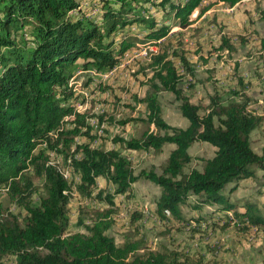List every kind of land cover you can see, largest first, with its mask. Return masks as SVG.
Segmentation results:
<instances>
[{
	"label": "trees",
	"instance_id": "1",
	"mask_svg": "<svg viewBox=\"0 0 264 264\" xmlns=\"http://www.w3.org/2000/svg\"><path fill=\"white\" fill-rule=\"evenodd\" d=\"M80 1L0 0V191L6 190L20 211L16 216L0 217V261L10 257L14 264H172L161 252L142 257L129 244L116 246L106 235L111 222L100 216L85 226L87 235H67L70 184L49 164L41 146L61 155L70 152L66 155L70 169L80 181L74 185L75 192L86 198L112 205L117 196L129 197L135 183L148 181L160 189L155 203L160 220L170 215L181 221L180 206L193 197L195 209L218 206L224 212L233 211L234 218H242L247 227H264L256 207L246 204L239 212L227 195L239 182L264 171V152L259 155L251 147V134L264 124V116L248 110V98L241 92H234L240 102L222 101L216 95L200 115V107L180 88L182 77L163 47L152 58L149 92L144 98L134 97L147 110L148 129L140 138L113 139L130 151H161L173 146L161 172L150 168L135 174L128 157L93 146L96 138L89 120L101 124L103 118L75 110L69 86L74 69L112 70L134 47L127 35L144 33L146 41L157 43L167 38L171 28L158 26L144 15L148 0H92L96 12L91 15L81 9ZM203 1L162 0V5L168 4L166 11L179 27L186 28ZM243 1L217 0L228 8ZM133 26L136 32L131 31ZM261 44L264 48V41ZM181 61L193 77V67L185 59ZM161 91L180 102L178 109L188 121L187 127L164 121ZM78 138L86 141L79 143ZM195 143L209 144L215 151L203 161L202 170L185 173L192 162L189 149ZM31 169L43 181L44 195L38 202L28 174ZM98 179L110 183L113 193L93 194ZM79 224L84 225L82 220Z\"/></svg>",
	"mask_w": 264,
	"mask_h": 264
},
{
	"label": "rangeland",
	"instance_id": "2",
	"mask_svg": "<svg viewBox=\"0 0 264 264\" xmlns=\"http://www.w3.org/2000/svg\"><path fill=\"white\" fill-rule=\"evenodd\" d=\"M169 1L180 3L185 0ZM80 7L90 15L96 12L92 0L80 1ZM166 9L168 4L163 6L162 0H148L143 9L144 15L154 19L158 26L167 24L171 28L165 40L153 43L145 40L144 33L127 35L134 47L106 73V77L93 76L92 71L76 68L69 80L75 110L103 118L101 124L96 119L89 120L92 135L96 138L93 146L117 150L128 157L135 174L150 168L161 172L172 148L130 151L113 141L117 137L140 138L148 129L145 122L147 110L143 104L135 102L134 97L144 98L149 92L147 81L153 75L152 58L161 47L165 48L182 77L180 88L183 93L200 107V115L216 95L222 101L240 102L234 92H241L248 98V110L264 116V48L261 44L264 41V0H245L233 8L217 0H204L190 16V25L186 28L179 27ZM131 31L137 29L133 26ZM182 59L193 67V77L185 71ZM159 104L167 124L180 128L188 125L180 115V102L172 94L161 91ZM125 121V125L120 124ZM76 141L82 143L86 140L78 138ZM251 147L259 155L264 152V124L251 134ZM39 149L45 151L49 164L57 168L70 184L67 235H87L85 226L92 225L100 216L111 222L106 235L114 239L116 246L129 244L135 254L142 257L161 252L172 264H264V227H247L241 223L242 218H234L233 211L227 213L214 205L195 209V198L192 197L180 206L181 221L170 215L167 220H160L155 215L160 189L148 181L135 183L129 197L117 196L112 205L89 199L75 192L74 185L80 181L70 169L69 156H66L70 152L61 155L49 151L46 146ZM214 151L209 144H193L189 149L192 162L184 172L202 170L203 161L211 158ZM28 174L37 189L34 201L38 202V198L44 195L43 181L34 175L32 169ZM96 186L93 194L114 191V187L103 179H98ZM237 186L233 193H227L236 210L242 212L245 205L250 204L264 218V171H257L255 177L243 180ZM19 212L6 190L0 191V217H8V213L16 216ZM80 220L84 225L79 224ZM0 264H14V261L10 257L3 258Z\"/></svg>",
	"mask_w": 264,
	"mask_h": 264
},
{
	"label": "built area",
	"instance_id": "3",
	"mask_svg": "<svg viewBox=\"0 0 264 264\" xmlns=\"http://www.w3.org/2000/svg\"><path fill=\"white\" fill-rule=\"evenodd\" d=\"M73 15H74V11H72V16ZM109 71H111V70H109ZM109 71H105V72H94V71H92V75L93 76L98 75V77H106V73H108Z\"/></svg>",
	"mask_w": 264,
	"mask_h": 264
},
{
	"label": "crops",
	"instance_id": "4",
	"mask_svg": "<svg viewBox=\"0 0 264 264\" xmlns=\"http://www.w3.org/2000/svg\"><path fill=\"white\" fill-rule=\"evenodd\" d=\"M186 127H187V126H186ZM184 128H185V127H184ZM171 149H173V146H172V148H171ZM171 149H170V150H171Z\"/></svg>",
	"mask_w": 264,
	"mask_h": 264
}]
</instances>
